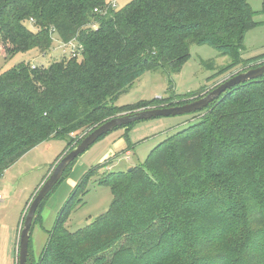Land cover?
Listing matches in <instances>:
<instances>
[{
	"label": "trees",
	"instance_id": "trees-1",
	"mask_svg": "<svg viewBox=\"0 0 264 264\" xmlns=\"http://www.w3.org/2000/svg\"><path fill=\"white\" fill-rule=\"evenodd\" d=\"M255 14L248 0H129L119 8L106 0H0L4 58L44 53L53 35L83 47L80 60L34 68L20 61L0 71V178L43 141L203 96L115 104L146 71L179 72L191 44L228 56L216 76L263 64L264 53L242 57L246 32L261 23ZM198 112L196 122L160 141L142 163L106 172L98 183L110 189L108 208L70 231L64 223L96 167L87 171L35 258L33 226L76 157L35 212L26 264H264V75L226 89Z\"/></svg>",
	"mask_w": 264,
	"mask_h": 264
},
{
	"label": "rangeland",
	"instance_id": "rangeland-1",
	"mask_svg": "<svg viewBox=\"0 0 264 264\" xmlns=\"http://www.w3.org/2000/svg\"><path fill=\"white\" fill-rule=\"evenodd\" d=\"M112 1H115L116 7L119 8L124 6L129 0ZM261 2L262 0H248L251 8L256 11L254 20L261 21V23L246 32L244 37L245 50L242 52L243 58L254 57L264 53V14L260 12ZM26 25L31 30L36 29L31 23ZM60 42V39L53 35L52 44L44 53L39 52V54H31L28 57L18 53L10 58H4L0 54V71L14 66L25 58L32 61L36 57L35 61L44 63L42 64L43 66L61 59L68 60L70 54L62 51ZM81 57L82 55L74 58L80 60ZM28 63L30 65L38 64ZM228 63V56L222 55L214 47L206 44H191L189 56L179 72L171 73L161 68L155 71H146L132 83L128 90L118 96L115 104L120 106L160 96H190L193 93H196L194 95L206 94L224 79L242 71L244 68L241 66L234 70L235 72L229 73L222 79L223 75L216 76L217 70ZM201 114L196 111L140 120L129 128H116L93 143L87 151L76 159L68 175L56 186L44 203L40 213V223L34 224L31 233V252L33 256L36 258L40 254L59 210L87 171L96 167L87 179V191L83 194L79 193V200L73 203L72 211L64 223L65 227L70 231L87 225L108 208L112 199L110 189L98 183V180L106 172L125 171L131 166L142 163L148 152L160 141L193 124L199 119ZM89 131L71 134V137L74 138L73 140L71 137L54 139L50 142L47 149H42L46 144H41V142L39 143L40 145L37 144L27 150L8 168V172L0 178V189L2 188L1 191L3 190L2 193L4 195V199L0 201V229L3 228L2 224L6 227H16L22 213H24V217L30 201L57 161L66 152L75 147ZM60 150L61 152L58 154ZM126 151H128L127 157L125 156ZM105 156L108 157L102 161ZM82 164H87V166L84 167ZM70 175H74L72 177L77 178L71 189L65 185V181ZM81 190L82 188L78 192ZM21 225L22 220L20 228ZM20 228L18 229L19 232ZM17 237H19V233Z\"/></svg>",
	"mask_w": 264,
	"mask_h": 264
},
{
	"label": "water",
	"instance_id": "water-1",
	"mask_svg": "<svg viewBox=\"0 0 264 264\" xmlns=\"http://www.w3.org/2000/svg\"><path fill=\"white\" fill-rule=\"evenodd\" d=\"M262 75H264V63L257 67H252L230 75L198 99L180 105L177 104L172 106L149 107L130 113L120 114L111 117L94 127L80 140V142L75 147L66 152L57 161L30 201L19 232L17 244V264H26L27 262L30 233L35 212L41 201L58 183L67 166L76 157H79L81 154H83L102 135H105L121 126L135 123L140 120L200 111L206 108L216 98H218L226 89L234 87L240 83H245L247 81L256 79Z\"/></svg>",
	"mask_w": 264,
	"mask_h": 264
},
{
	"label": "crops",
	"instance_id": "crops-1",
	"mask_svg": "<svg viewBox=\"0 0 264 264\" xmlns=\"http://www.w3.org/2000/svg\"><path fill=\"white\" fill-rule=\"evenodd\" d=\"M39 54V52L37 51V50H32V51H30V52H28L27 54H24L25 56H30L31 54ZM37 58L35 57L34 59H32V61L31 60H28V58L26 59H24V60H22V61H25V62H33V63H38V64H44V63H39V62H36L35 60H36ZM229 73H226V74H223V77H221V79L222 78H224L226 75H228ZM220 78V77H219ZM218 78V79H219ZM217 79V80H218ZM219 81H220V79H219ZM218 83V82H217ZM210 88V87H209ZM56 139H59V138H56ZM54 139H50V140H47V141H43L41 144H46V145H44L43 147H42V149H47L48 147H49V144H50V142L51 141H53ZM63 144V143H62ZM40 145V144H39ZM62 148H63V145H62ZM62 150V149H61ZM61 150L58 152V154L61 152ZM87 151V150H86ZM126 152H128V151H126ZM125 152V153H126ZM57 154V155H58ZM57 155H56V157H57ZM55 157V158H56ZM108 156H105V157H103L102 158V161H103V159H105V158H107ZM54 161V160H53ZM84 167H86L87 166V164L86 165H84V164H82ZM84 169V168H83ZM8 170L9 169H7V170H5L4 171V174L5 173H7L8 172ZM3 174V175H4ZM72 176H74V175H70L69 176V178L67 179V181H65V185L69 188V189H71L72 188V186L75 184V182H76V180H77V178L76 177H72ZM41 181V180H40ZM2 189V188H1ZM1 189H0V191H1ZM3 191V190H2ZM2 191H1V193H2ZM2 196H3V199H4V195H3V193H2ZM2 199V200H3ZM1 200V201H2ZM28 201V200H27ZM26 206V205H25ZM24 210H25V208H24ZM24 210H23V212H24ZM23 214L24 213H22V215H21V217H20V221H18V223H17V225H16V227H14V226H11V227H6V226H4L3 224L1 225L3 228L2 229H0V238H1V240H0V244H1V248H0V264H17V239H18V233H19V226H20V224H21V220H22V217H23ZM6 227V228H5Z\"/></svg>",
	"mask_w": 264,
	"mask_h": 264
},
{
	"label": "built area",
	"instance_id": "built-area-1",
	"mask_svg": "<svg viewBox=\"0 0 264 264\" xmlns=\"http://www.w3.org/2000/svg\"><path fill=\"white\" fill-rule=\"evenodd\" d=\"M106 5L110 6L112 8H117L116 7V2L112 0H106ZM100 10L97 8L93 9L94 13H98ZM29 21L32 23V19L30 18ZM61 41V40H60ZM60 48L62 51L67 52V54H70L69 58H74L77 56H81V51H82V45L77 42L75 38L69 40L68 42H60ZM31 67L34 68V64H31ZM125 156H128V152L125 153ZM3 199L2 193L0 191V201Z\"/></svg>",
	"mask_w": 264,
	"mask_h": 264
}]
</instances>
